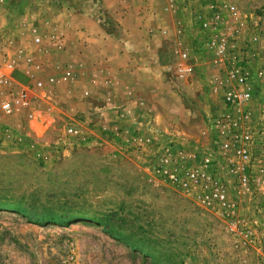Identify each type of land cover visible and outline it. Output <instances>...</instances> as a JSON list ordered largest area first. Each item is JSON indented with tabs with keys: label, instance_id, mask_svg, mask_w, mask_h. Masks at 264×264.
<instances>
[{
	"label": "rangeland",
	"instance_id": "1",
	"mask_svg": "<svg viewBox=\"0 0 264 264\" xmlns=\"http://www.w3.org/2000/svg\"><path fill=\"white\" fill-rule=\"evenodd\" d=\"M18 49L0 264H264V0L10 3Z\"/></svg>",
	"mask_w": 264,
	"mask_h": 264
},
{
	"label": "built area",
	"instance_id": "2",
	"mask_svg": "<svg viewBox=\"0 0 264 264\" xmlns=\"http://www.w3.org/2000/svg\"><path fill=\"white\" fill-rule=\"evenodd\" d=\"M215 23L217 22H213V24ZM209 24L210 23L208 22L204 23L205 26H208ZM213 24L211 22L210 25L212 26ZM36 41H40V38H36ZM213 43V45L217 48V54L219 55V57L224 56L226 54V44L224 42ZM27 54L23 49H18L15 51L14 56L8 55V53H4L3 56L0 55V87L5 83H8L11 74L14 73V70L18 67V61H20L21 59L30 60V58L27 57L29 54ZM228 76H230L229 79H234L233 82H235L237 85L243 87L242 89L238 90H229L227 93L228 99H232L235 97L239 98L240 100L249 99L251 96L249 85L252 79V73L250 72L249 67L234 66V68L229 72ZM16 101L18 102V99ZM21 101L25 103V100L23 98L22 100L19 99V102ZM2 108L7 114H11L13 111L12 102L6 100L3 101ZM72 130L73 128L70 129V131ZM18 137V134L14 132L11 126L0 123V142H4L5 140H9L11 138H14L16 140V138ZM237 153L240 155H246L247 150L238 149ZM172 176L175 177L174 175ZM192 176H195V174L193 173Z\"/></svg>",
	"mask_w": 264,
	"mask_h": 264
},
{
	"label": "crops",
	"instance_id": "3",
	"mask_svg": "<svg viewBox=\"0 0 264 264\" xmlns=\"http://www.w3.org/2000/svg\"><path fill=\"white\" fill-rule=\"evenodd\" d=\"M50 0H0V18L3 9L9 7L10 3H14L18 8L20 7H34L36 5H44L47 6ZM84 3V2H83ZM26 16V15H25ZM10 48H14L11 44L8 45ZM133 101H131L132 103Z\"/></svg>",
	"mask_w": 264,
	"mask_h": 264
},
{
	"label": "trees",
	"instance_id": "4",
	"mask_svg": "<svg viewBox=\"0 0 264 264\" xmlns=\"http://www.w3.org/2000/svg\"><path fill=\"white\" fill-rule=\"evenodd\" d=\"M73 217L71 218H68V219H72ZM39 221H55V222H60V223H65L66 220L64 217H60V218H55V217H52V216H41L38 218Z\"/></svg>",
	"mask_w": 264,
	"mask_h": 264
}]
</instances>
